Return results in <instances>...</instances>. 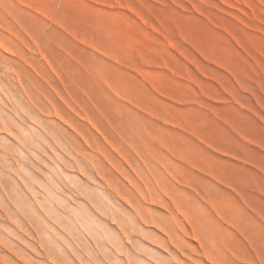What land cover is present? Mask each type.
I'll return each mask as SVG.
<instances>
[{
    "label": "rangeland",
    "instance_id": "obj_1",
    "mask_svg": "<svg viewBox=\"0 0 264 264\" xmlns=\"http://www.w3.org/2000/svg\"><path fill=\"white\" fill-rule=\"evenodd\" d=\"M214 263L264 264V0H0V264Z\"/></svg>",
    "mask_w": 264,
    "mask_h": 264
},
{
    "label": "bare ground",
    "instance_id": "obj_2",
    "mask_svg": "<svg viewBox=\"0 0 264 264\" xmlns=\"http://www.w3.org/2000/svg\"><path fill=\"white\" fill-rule=\"evenodd\" d=\"M79 135V134H78ZM208 146V145H207ZM144 149V148H143ZM142 152V151H141ZM145 153V152H144ZM132 186V185H131ZM168 212V211H167ZM232 228V227H231ZM33 230V229H32ZM195 237V236H194ZM41 247V246H40ZM208 252V256L210 257V259H211V261H212V259L214 260V261H216L215 263H217V262H219V260H217V256L214 254V252L212 251H207ZM214 258H216V259H214ZM214 263V264H215Z\"/></svg>",
    "mask_w": 264,
    "mask_h": 264
}]
</instances>
